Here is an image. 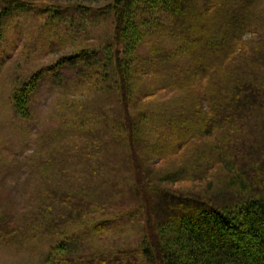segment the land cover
<instances>
[{
  "label": "trees",
  "instance_id": "1",
  "mask_svg": "<svg viewBox=\"0 0 264 264\" xmlns=\"http://www.w3.org/2000/svg\"><path fill=\"white\" fill-rule=\"evenodd\" d=\"M74 1L88 4L97 2L67 0ZM174 1L181 3L183 11L176 9V6L171 7ZM3 2L0 7V31L10 19L31 12L40 18L48 14L61 15L66 19L65 30L72 31L71 36L75 37L78 32L81 35L87 33L90 24L95 25L87 23L92 16L96 24L110 16L112 32L106 38L103 49L83 47L76 55L65 57L55 66L37 72L14 91L11 100L16 115L20 119L31 120L35 115L32 103L43 76L55 74L56 84L60 87L66 82L61 70L65 66L71 77H74L71 74H76V84L70 87V92H86L96 86L92 93L95 98H90L92 104L86 106L89 115H86L85 107L78 109L76 104L70 107L75 116L63 125L68 129L66 137L72 138L74 146L82 151L74 159L77 166H81L80 171L74 168L73 173L82 177L85 183H82L81 191H78L76 184L78 190L74 194L75 207L83 209L84 218L93 213H96L95 216H105L113 205L110 199L118 184L121 189L119 194H123L119 201L122 207L127 203H124V194H132L135 202L128 203L126 207H137L139 212L145 214L146 237L136 256L140 254L146 264H264V192L247 185L242 171L237 172L220 147L211 144L197 146L202 139L220 130L227 127L234 130L227 126L233 121H221L218 112L223 109L230 113L235 109V99L241 93L245 94L243 96L248 106L239 108L240 112L247 114L248 118L264 120L263 110L258 111L255 103L257 98L264 99L262 68H250L244 64L237 71L230 70L242 55L246 56L249 52L251 62L264 66V0L260 5H254L253 0H112L96 14L71 5L62 9L53 4L32 7L23 0ZM240 3L254 7V11L244 12L245 16L239 11L233 12L232 7ZM49 20L52 19L49 17ZM246 36L254 39H251L254 43L246 41ZM167 41L170 42L168 45ZM139 50L144 60L136 55ZM80 65L83 69L79 70ZM169 68L174 71V76L159 83L157 76L162 77ZM179 95H183L187 103L180 101L182 104L179 107L177 101V107L169 109L168 101L171 98L175 100ZM150 99H155L157 105L163 108L158 112L159 119L164 114H171L175 120L168 123L171 131L166 136L163 134L164 126L153 125L149 120L150 111L154 110L151 107L153 102H148ZM94 106L98 107L92 111ZM135 111L137 117L134 116ZM188 111L191 115L185 119L183 113ZM146 124L150 125L149 129L143 127ZM146 134H150L149 137ZM144 137L147 142L142 139ZM123 140L129 148L123 145ZM155 142L160 146L153 145ZM111 146L117 149L114 155L108 151ZM187 147H195L191 164L193 169L186 167L182 174L184 176L192 171L200 172L208 161L217 158L226 166L229 176L221 184H224L223 190L217 197L200 196L203 200L199 201L196 196L192 199L177 194L169 185L182 182V177L173 175L160 178L154 173L156 168L150 165L154 161L152 158L158 159L161 164L170 161ZM121 148L127 156L121 154ZM57 154L64 157V154ZM119 158L124 162V167L133 173L134 177L129 183L111 182L105 177L110 170L115 172L114 169L119 168L118 164L112 166L110 163ZM62 163L65 165L61 167L62 171L67 166L74 167L67 161L62 160ZM96 175L99 177L97 180ZM99 180L103 185H109V189L101 192L97 185ZM60 181L65 183L66 188L74 186V181L68 177H62ZM214 186V183H210L211 188ZM159 198L177 205V212H172L171 207L160 211L156 204ZM225 198H228V202L224 201ZM61 199L66 200L63 195ZM195 205L199 211L196 215L193 210ZM130 217L135 215L131 214ZM65 220L66 217H62V221ZM41 222L46 225L52 223L48 219ZM117 222L101 220L92 227L97 232H104L119 227ZM2 225V230L11 237L14 228L7 221L0 222ZM64 242L56 249L60 252L56 262L60 264H128L136 258L130 260L128 255L118 253L107 256L82 252L84 255L74 256L75 251L70 252L73 248H68L70 241L66 239ZM66 257H74V260L69 263Z\"/></svg>",
  "mask_w": 264,
  "mask_h": 264
},
{
  "label": "rangeland",
  "instance_id": "2",
  "mask_svg": "<svg viewBox=\"0 0 264 264\" xmlns=\"http://www.w3.org/2000/svg\"><path fill=\"white\" fill-rule=\"evenodd\" d=\"M3 1L0 0V7L4 4ZM23 1L28 2L32 7L53 4L66 9V5H71V7H80L85 12L94 14L97 13V10H104L112 2V0H96L97 2L88 4L80 3V1L67 2V0ZM253 1L254 5H260L259 3H261V0ZM173 3L171 7L176 6V9L181 8L183 11L180 2L174 1ZM189 4L190 2H188ZM232 9L233 12L239 11L241 14L254 11V7L247 6L245 3H240ZM245 13L243 16H245ZM40 17L31 12L19 14L10 19V22L2 27L0 31V222L7 221L8 225L14 228V232L10 237L7 232L2 230L3 225L0 226V264H60L56 262L60 255V252L56 249L66 239L70 241L68 242V248H73L70 252L76 251L74 256L75 254L95 255L97 253L109 256L118 253L128 255L131 260L136 256V252L146 237L144 212H139L137 207H126L128 203L135 202V197L132 194H127V197L124 194V203H127L122 207V203L119 201L123 194H119L121 189L117 184V190L113 192L110 199L113 205L106 211L105 216H102V214L95 216L96 213H93L86 216L95 217L85 216L84 218L82 215L83 209L78 206L75 207L76 196L74 194L78 190L75 185L77 184L78 191H81L83 184H85L82 177L73 173L74 168L77 172L80 171L81 166L78 167L74 159L82 151L74 146L72 138L66 137L65 132L68 129L64 128L63 125L69 123L70 119L72 120L75 116L72 113L73 109L71 110L70 107H74L76 104H78V109L81 106L85 107V113L89 115L86 106L92 104L93 100L90 98H95L92 93L95 92L96 88L94 87L96 86H92L86 92H70V87L76 84L74 81L76 74H71L74 76L71 77L67 66H65L61 68L64 72H62L63 78L66 81L64 84L59 87L48 79H45V82L41 84L32 103L35 115L31 120L20 119L16 115L11 101L14 91L28 82L30 77L37 72L55 66L65 57L76 55L83 47L93 46L103 49L106 38L112 32L110 16L108 15L103 20H99L98 24H96V20L92 19V16L87 23L95 25L90 24L87 33L81 35L78 32L75 37L71 36L72 31L65 30V28L67 29L64 24L66 19L62 18L61 15L50 16L48 14L42 18ZM49 17L52 20H49ZM79 17L76 16L75 18ZM79 23L83 22L80 21ZM1 35L3 36L1 37ZM156 39L162 40L161 37H156ZM251 39L250 36L245 38L249 43H254ZM169 43V41L166 42L167 45ZM255 43L258 42L255 41ZM210 44L208 42L209 46H211ZM250 54L251 52L247 53L246 56L242 55L234 63V68L230 70L237 71V68L245 64L246 67L262 68L261 70L264 71V66L251 62ZM136 55L140 57V60H144L140 50ZM80 69H83L82 65L79 66ZM48 74L52 75V73ZM161 76L156 78L159 83L164 79L170 80L174 76V71L169 68ZM67 91L70 92L68 96ZM243 95L245 94L241 93L240 97H236V108L230 113L223 109L218 112L221 121L234 122L227 125L234 130H230L228 127L220 130L209 138L202 139L197 146L203 147L211 144L213 147H220L223 150L222 152L229 156L227 157L229 163L237 172L242 171L241 174L248 183L247 185L252 186L254 190H261L260 192L263 193L264 120L248 118L247 114L240 112L239 108L245 105L248 106V102ZM88 100L89 102L86 103ZM177 101L179 107L182 104L181 102L187 103L183 95H179L175 100L171 98L167 107L169 109H173L171 108L173 106L176 108ZM148 102H153L151 107L154 108L150 111L149 120L151 124L164 126L163 134L166 136L171 131L168 123L175 122V120L171 118V114H164L163 118L159 119L158 112H161L163 108L157 105L155 99H150ZM255 103L256 108L259 109L257 110H263L262 113H264V99L257 98ZM97 107L94 106L92 111H95ZM135 112L136 115L134 116L137 117L138 113ZM183 115L186 119L190 117L191 113L188 111ZM146 126L143 127L150 128L149 124H146ZM149 135L146 134V137H149ZM146 137L142 139L147 142ZM154 138L157 139V136H154ZM124 144L127 146L126 141ZM157 144L160 146L159 143ZM157 144L156 142L153 143V145ZM194 149L195 147L184 148L176 157L167 162L163 161L161 164L158 159L152 158L154 161L150 162V165H154V169L156 168L154 173L158 174L160 178L179 175L184 179L175 185H169L177 194L186 195L192 199L195 198L193 196H196L199 201L203 200L201 197H217L223 190L224 184H221L229 176L226 166L219 158L208 161L200 172L195 173L192 171L187 176L182 175L186 167L189 166L193 169L191 164ZM108 151L114 155L117 149L111 146ZM120 152L124 157L127 156L123 148L120 149ZM57 153L64 154V157L57 156ZM120 158L110 161L112 166L118 164L119 168L114 169L115 172L110 170V174L106 173L105 177L109 178L111 182L129 183L134 177L133 173L124 167V162ZM62 160L69 162V165L74 167L67 166L62 171L61 167L65 166ZM62 177H68L70 181H74V186L66 188L63 181L58 182ZM97 177L96 175L95 180L99 178ZM100 178L104 179V177ZM210 183H214V188L210 187ZM97 185L101 192L109 189V185H103L102 180H99ZM62 195L66 200L61 199ZM128 197L129 199L125 200ZM241 200L244 199L241 198ZM224 201L228 202V198H225ZM156 204L161 209L160 211H164L167 207H171L174 213L178 210L177 205L166 201V199L159 198ZM194 207L193 210L196 215L199 211L196 205ZM71 212L72 216L70 215ZM137 213L143 214V216ZM131 214L135 217H130ZM79 215H82L83 218ZM62 217H66L65 221L67 222L62 221ZM44 219H48L52 223L46 225L41 222ZM101 220H117L119 227L97 232L92 225ZM73 260L74 257H71L67 262L70 263ZM128 264H146V262L139 254Z\"/></svg>",
  "mask_w": 264,
  "mask_h": 264
}]
</instances>
